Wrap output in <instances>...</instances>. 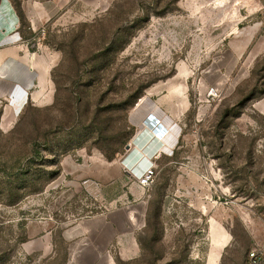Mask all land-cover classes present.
<instances>
[{
  "label": "rangeland",
  "instance_id": "374dc122",
  "mask_svg": "<svg viewBox=\"0 0 264 264\" xmlns=\"http://www.w3.org/2000/svg\"><path fill=\"white\" fill-rule=\"evenodd\" d=\"M41 1L0 0V48L25 43L38 73L18 111L0 81V264H84L81 223L113 200L139 225L117 264H209L221 233L217 264H249L264 242V0H58L33 26Z\"/></svg>",
  "mask_w": 264,
  "mask_h": 264
},
{
  "label": "crops",
  "instance_id": "0c3cea01",
  "mask_svg": "<svg viewBox=\"0 0 264 264\" xmlns=\"http://www.w3.org/2000/svg\"><path fill=\"white\" fill-rule=\"evenodd\" d=\"M48 1L39 2L41 5L37 8V12H34L33 16L30 15L32 24L41 22L44 16L56 9L58 0ZM1 33L0 41H5L7 33L4 31ZM11 34L12 32L9 34V39ZM34 61H36L35 54L31 53L23 42L9 41L6 46L0 48V81L7 83V93L12 94L13 100L15 99V108L11 107L12 110L18 111L23 107L27 99L26 89L32 87L38 78V73L33 67ZM162 135H164L163 131ZM110 203L113 204V210L106 215L88 216L81 223V254L84 264H111V261L117 264L116 256H121L123 252L126 255L133 254L134 234L139 225L133 222L129 213L125 212L123 219L122 212L116 210L117 200ZM131 214L141 218L143 210L133 211ZM101 255L108 258L96 263L94 257Z\"/></svg>",
  "mask_w": 264,
  "mask_h": 264
},
{
  "label": "bare ground",
  "instance_id": "6f19581e",
  "mask_svg": "<svg viewBox=\"0 0 264 264\" xmlns=\"http://www.w3.org/2000/svg\"><path fill=\"white\" fill-rule=\"evenodd\" d=\"M230 1L231 0H216L214 2V7H216V8L217 7H227V5L230 3ZM154 124H156V126ZM157 125L160 127V128H158L159 130L158 129L156 130V128H155V127H158ZM147 127H149L148 128V132H147V136H148V139L147 140H150L151 142L153 140H156L157 142L160 141V143L163 144L164 143V140H163L164 137H162V136H165V132H164V129L163 128H165L166 126L164 124H162L161 121L160 122H156V120H154V122H152L151 125L150 126H147ZM162 131L164 132V135H162ZM144 139H145L144 135L140 134L138 136V138L136 139L135 143H131L130 144L131 147H132V149L135 150V151L136 150L138 151L139 150V147H141L142 141ZM162 148H160V144H159V146L157 145L155 147V150L156 149H159L160 150ZM148 149H149V147H147L146 149H143L142 150V153L143 154H142L141 160H144L147 163H150L151 164L152 163L151 158H152L153 152L151 150H148ZM150 164H148V165H150ZM148 165H146V166H148ZM220 236H221V240L220 239L217 240L218 250L211 255L209 264H217L218 263V261H219V259L221 257V250H222V248L227 244V242L231 238V236L227 235L226 233L225 234L224 233H221ZM75 264H76V262H75ZM111 264H113V261H111Z\"/></svg>",
  "mask_w": 264,
  "mask_h": 264
},
{
  "label": "built area",
  "instance_id": "2783aa9c",
  "mask_svg": "<svg viewBox=\"0 0 264 264\" xmlns=\"http://www.w3.org/2000/svg\"><path fill=\"white\" fill-rule=\"evenodd\" d=\"M154 164L146 166L138 176V185L142 188L150 187L155 177ZM249 264H264V242L254 247L248 254Z\"/></svg>",
  "mask_w": 264,
  "mask_h": 264
},
{
  "label": "water",
  "instance_id": "95a60500",
  "mask_svg": "<svg viewBox=\"0 0 264 264\" xmlns=\"http://www.w3.org/2000/svg\"><path fill=\"white\" fill-rule=\"evenodd\" d=\"M131 145L129 144L128 147H130Z\"/></svg>",
  "mask_w": 264,
  "mask_h": 264
}]
</instances>
